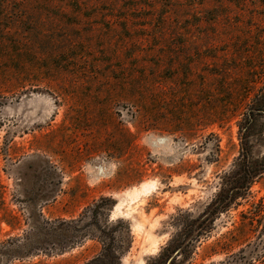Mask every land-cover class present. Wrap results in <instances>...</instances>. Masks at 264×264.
Returning <instances> with one entry per match:
<instances>
[{
	"label": "rangeland",
	"instance_id": "rangeland-1",
	"mask_svg": "<svg viewBox=\"0 0 264 264\" xmlns=\"http://www.w3.org/2000/svg\"><path fill=\"white\" fill-rule=\"evenodd\" d=\"M252 111L257 160L264 0H0V264H85L107 217L123 264H264V176L217 201Z\"/></svg>",
	"mask_w": 264,
	"mask_h": 264
},
{
	"label": "trees",
	"instance_id": "trees-1",
	"mask_svg": "<svg viewBox=\"0 0 264 264\" xmlns=\"http://www.w3.org/2000/svg\"><path fill=\"white\" fill-rule=\"evenodd\" d=\"M255 117V111H252L248 118V127L246 130L244 129V134L242 136L241 150L236 161L235 171L232 172V179L228 181L229 189L227 191L221 190L219 194L217 201H219L221 205H224V208L234 204L238 198L243 197V190H249L256 179L264 176V156H262L261 159L254 160L255 156L252 140L255 134L252 127L256 122ZM263 138L264 136H262V140ZM104 203H110V208L114 206V202L109 198H103L98 206ZM263 212L264 208L262 207L258 211V216H261ZM84 218H86L85 214L82 215L81 221L84 220ZM122 224L123 220H118L113 223L110 222L109 217H107L105 226L99 227V231L101 232L98 239L102 244V250L99 255L85 264H123V258L129 252L131 243L118 239V231ZM158 260L157 258L155 259L156 263H158ZM167 262L164 264H167Z\"/></svg>",
	"mask_w": 264,
	"mask_h": 264
}]
</instances>
